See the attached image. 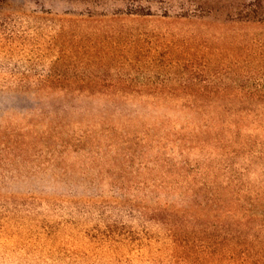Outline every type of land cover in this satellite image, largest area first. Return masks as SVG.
I'll return each instance as SVG.
<instances>
[{
  "label": "rangeland",
  "instance_id": "obj_1",
  "mask_svg": "<svg viewBox=\"0 0 264 264\" xmlns=\"http://www.w3.org/2000/svg\"><path fill=\"white\" fill-rule=\"evenodd\" d=\"M203 1L206 0H6L8 6L0 8V14L9 11L12 15H27L33 24L19 31L13 30L12 24L4 26L0 36V77L58 80L53 87L26 85L15 89L22 96L42 92L95 95L92 99H78L59 113L48 111L42 117L85 123L101 110H120L125 115L111 117L107 123L124 122L131 129L139 124L133 121L136 115L150 123L152 112L169 107L264 108V24L225 21L226 9L239 0H208L213 10L204 18L174 17L181 9L197 7ZM127 11L137 14H126ZM146 12L150 14H138ZM250 91L262 99L228 102L229 95L238 97ZM10 92L0 95V115L7 123L18 124L27 115L39 120V112L25 97L16 101L2 97ZM176 94H200L216 101L183 105L167 99L151 102V96ZM101 95L127 98L107 101L96 97ZM69 128L73 130L71 125ZM122 129L113 139H85V149L76 152L62 153L60 141L32 142L33 147L27 145L24 156L14 155L17 165L6 168L9 173L18 171L22 178L4 184L3 190L101 191L108 189L114 179H120L121 173L134 176V182L147 176L158 177L163 170L161 163L167 159H185L189 163L205 160L201 154L195 157L187 153L182 158L171 148H160L150 140L128 137L129 141H121ZM126 158L130 160L128 165ZM238 162L236 173L264 182V153L247 160L239 157ZM191 165L187 171L196 167L195 163ZM58 175H64V179ZM0 221V264H97L93 255L80 256L83 248L70 235L50 238L43 248L34 236H28L27 217L0 216ZM55 229L51 227L48 233L54 235Z\"/></svg>",
  "mask_w": 264,
  "mask_h": 264
},
{
  "label": "trees",
  "instance_id": "obj_2",
  "mask_svg": "<svg viewBox=\"0 0 264 264\" xmlns=\"http://www.w3.org/2000/svg\"><path fill=\"white\" fill-rule=\"evenodd\" d=\"M231 5L224 14L225 21L264 24L262 0H239ZM4 6H8L6 0H0V8ZM212 10L206 0L197 7L181 9L174 17L204 18ZM10 24L19 31L33 23L27 15L2 13L0 36ZM57 81L49 77L44 80L0 77V95L12 91L2 97L10 101L25 97L39 112V120L27 115L13 125L0 115V216L27 217L28 236H34L43 248L50 238L70 235L83 248L80 256L93 255L97 264H264V182L236 173L239 157L247 160L256 153H264V108L169 107L152 112L150 123L136 115L133 121L139 124L131 129L124 122L107 123L111 117H123L125 113L120 110L113 113L101 110L85 123L47 116L48 111L59 113L78 99L95 98L92 94L42 92L22 96L15 92L26 85L53 87ZM247 94L229 95L228 102L262 99L254 92ZM96 97L107 101L127 98L126 95ZM161 99L182 105L216 101L200 94L151 96L154 103H160ZM43 114L47 115L42 117ZM69 125L73 130L68 129ZM119 128L124 130L121 141L127 142L131 137L137 141L150 140L160 148H171L173 154L182 158L187 153L195 157L201 154L205 160L201 163L194 160L196 167L190 172L189 161L167 159L162 161L163 170L158 177L147 176L134 182V176L121 173L120 179H114L108 189L101 191L3 190L4 184L22 178L18 171L9 173L6 168L17 165L14 155L24 156L27 145L33 147L32 142L60 141L62 153L76 152L85 149V139L99 140L104 136L113 139ZM129 161L126 158L125 164ZM59 178L64 179V175ZM51 227L56 228L54 235L48 233Z\"/></svg>",
  "mask_w": 264,
  "mask_h": 264
}]
</instances>
